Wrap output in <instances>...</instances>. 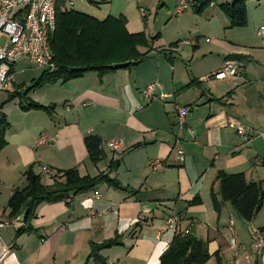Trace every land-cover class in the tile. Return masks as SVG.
Returning <instances> with one entry per match:
<instances>
[{"label":"crops","instance_id":"crops-1","mask_svg":"<svg viewBox=\"0 0 264 264\" xmlns=\"http://www.w3.org/2000/svg\"><path fill=\"white\" fill-rule=\"evenodd\" d=\"M223 2L231 1H221L217 7ZM130 12L125 9L121 13L127 18L130 33L143 31L150 40L156 37L150 55L148 52L140 64L101 77L88 71L78 78L32 89L26 96L19 82V99L8 101L3 95L0 113L6 117L8 127L6 144L0 150V264H92L91 257L83 263L89 256L90 243L115 235L119 236V244L100 250L107 264L113 263L110 260L159 264L160 255L175 234L165 222L172 214L179 220L177 230L190 226V233L207 240L209 252L217 251L219 256L216 238L226 226L230 227V221L233 227L235 210L228 202L223 203L219 214L214 210L210 190L218 189L216 173H243L247 181L264 179V168L256 161L264 154V40L248 46L218 39L208 49V57L214 54L216 59L214 65L198 64L179 70L163 50L160 53L168 62L149 59L164 47L158 43L160 32L151 34L148 16ZM201 14L187 10L173 19L181 22L176 45L197 50L198 45L181 35L185 22H196ZM229 55L240 56L234 59L242 63L241 76L206 78L219 71ZM153 81L173 96L143 102L139 91ZM27 100L53 109L50 114L24 110ZM69 103L74 108L66 110ZM143 103L144 107L137 110ZM179 106L188 111L181 126L176 122ZM232 121L251 128L250 141L240 140L230 125ZM41 134L48 140L38 144ZM87 135L102 141L117 139L122 148L114 151L103 147L102 159L91 163L84 144ZM178 150L183 152L182 159ZM154 158L162 163L157 170L149 166ZM110 161L115 163L114 168L108 167ZM41 165L54 171L75 168L81 175L105 173L126 189L102 183L59 201L41 203L31 219L34 230L17 234L22 221L20 216L8 218V200L15 188L25 186L24 172L31 167L40 173ZM95 190L97 198L93 196ZM195 197L200 199L199 204L191 203ZM230 259L228 264H255L248 254Z\"/></svg>","mask_w":264,"mask_h":264},{"label":"trees","instance_id":"trees-1","mask_svg":"<svg viewBox=\"0 0 264 264\" xmlns=\"http://www.w3.org/2000/svg\"><path fill=\"white\" fill-rule=\"evenodd\" d=\"M66 0H55V28L49 37V47L55 70L51 74L42 71L32 79L31 85L23 92L27 93L45 84L57 81H67L78 78L85 72L95 71L99 77L116 71L114 65L127 63L125 69L140 64L151 50V43L156 38L148 39L143 31L130 33L126 27L127 18L107 15L97 19L86 13L65 8ZM212 0H199L200 5L193 9L201 14ZM218 8L229 20V27H244L247 23L246 0H233L218 4ZM145 48V51H140ZM166 56V54H165ZM168 57V56H166ZM226 58H240L238 55H229ZM168 59H171L168 57ZM21 92L8 96V101L18 97ZM2 106V105H1ZM22 109H38L51 113L53 106H42L32 100H27ZM8 127L6 117L0 113V150L5 146V131ZM101 139L95 135L84 137V144L91 163H97L103 157L100 149ZM261 166L264 168V154L261 157ZM115 163L109 162V168H114ZM25 186L15 188L8 200V218H18L22 213V225L17 234L34 230L31 219L35 210L41 203H51L65 199L73 194L95 189L102 183L122 188L119 181L110 178L108 174L99 173L96 176L81 175L77 169L56 170L51 179L43 181L39 173L30 167L24 172ZM218 189L210 190L212 205L217 214L220 213L223 203L228 202L238 216L244 221H251L264 201V179L262 181H247L243 173H226L218 171L215 175ZM191 203H200L195 197ZM119 236L99 243H90L89 257L100 259L98 252L119 244ZM216 263L220 264L218 253L213 255ZM211 255L208 250V241L196 238L191 233H175L167 248L159 258V264H207Z\"/></svg>","mask_w":264,"mask_h":264},{"label":"built area","instance_id":"built-area-1","mask_svg":"<svg viewBox=\"0 0 264 264\" xmlns=\"http://www.w3.org/2000/svg\"><path fill=\"white\" fill-rule=\"evenodd\" d=\"M200 5L199 0H175L173 15L179 16L189 9H195ZM72 0H66L65 8H72ZM143 17L148 16V12L141 10ZM55 0H0V94L9 96L19 92V82L16 79L14 70L15 64L20 60H26L28 65L37 68L47 74L53 73L55 64L52 60V52L49 47V37L55 28ZM256 36L264 40V25L256 29ZM188 44V41H182ZM173 52L167 50L166 56L172 58ZM242 63L234 58H226L219 71L209 77L214 79L239 78L241 76ZM143 102L149 103L155 99L167 100L173 94L162 90L159 82L153 81L139 91ZM2 100L0 99V110ZM144 105L137 106V110ZM66 110L74 107L71 103L65 106ZM188 111L185 107L179 106L176 109V122L179 126L185 123ZM237 136L243 142L250 141L252 130L249 126L239 122H230ZM193 133V131H191ZM48 137L41 134L38 144L45 143ZM107 147L110 150H120L122 144L117 139L101 141L100 149ZM182 150H178L179 158L182 159ZM260 162L261 159H257ZM161 160L154 158L149 161L152 170H157L161 166ZM40 176L42 180H49L55 174L47 165L40 166ZM93 196L98 197L99 193L93 191ZM69 201V200H68ZM166 226L175 233L189 234L190 226L182 230H177L179 220L175 214L166 217ZM0 226H2L0 224ZM230 230L233 235L232 222ZM247 230L251 238V248L255 257V264H264V233L263 230L252 223L247 224ZM43 241V239H41ZM232 248H236L235 239L232 238ZM237 252L234 257L237 256ZM234 258L232 261H235Z\"/></svg>","mask_w":264,"mask_h":264},{"label":"rangeland","instance_id":"rangeland-1","mask_svg":"<svg viewBox=\"0 0 264 264\" xmlns=\"http://www.w3.org/2000/svg\"><path fill=\"white\" fill-rule=\"evenodd\" d=\"M213 1L216 5L214 6V2H212V5H210L211 7L208 6L201 15L197 16L196 22L190 19L185 22L184 33L181 35V38L186 37L187 39H191L194 45H198L196 51H193L191 46L182 45L181 43L178 45L175 44L181 32V22L173 20L176 17L173 15L175 0H72V8L95 18H104L107 15L118 16L125 9H130V13L142 17L140 11L145 10L149 13V24H151L150 33L155 35V33L160 32V40L158 43H160L159 46H164L156 53H153V56L151 55L149 59L155 61L156 58H158L168 62L163 58L160 50H163L164 55L167 53V50H169L173 52V57L171 59L175 68L181 70L184 68H195L198 64H200V66L207 65V63L214 65L216 59L214 54L212 57H208L210 56L208 49L216 44L214 42L218 39H230L235 44L247 43L245 45L248 46L260 44L262 41L256 36V29L260 25H264V0H246L247 23L244 27L239 28L229 27L228 19L219 11L217 3L224 0ZM191 10L192 9H189L188 11ZM150 53L151 52H149L148 55H150ZM20 68H24V70L20 71ZM14 70L17 71L15 76L17 81L22 83L23 92L31 85L32 79L37 78L41 72V70L29 66L26 60L18 61L14 66ZM209 76L206 78H210ZM3 97L5 96L0 94V99ZM19 98L20 97H17V99ZM142 105H144V103ZM43 181L45 182L48 180ZM232 218L234 222L232 229L236 248L235 250L231 248L232 232L230 227L226 226L216 238L217 245L220 249L219 260L221 259L222 264H228V260L230 258L232 259L236 252L239 254V257L248 254L252 257V260H254L255 257L251 248V238L247 230V224H254L256 227L262 229L264 233V201L261 208L250 222L239 219L235 212L232 213ZM216 252L217 251L213 253L209 252L211 255L210 259L216 260L213 256ZM98 255L100 259L95 260L92 257V260H90L92 264H107L104 257L100 255V251ZM87 258L88 257L84 259L83 263L88 260ZM214 261H212V264H214ZM111 262H113L112 264H122V261L118 260H110L109 263Z\"/></svg>","mask_w":264,"mask_h":264},{"label":"water","instance_id":"water-1","mask_svg":"<svg viewBox=\"0 0 264 264\" xmlns=\"http://www.w3.org/2000/svg\"><path fill=\"white\" fill-rule=\"evenodd\" d=\"M127 66V63H118V64H115L114 65V67L115 68H124V67H126ZM23 216H24V214L22 213L21 215H20V217H19V220L20 221H22V219H23Z\"/></svg>","mask_w":264,"mask_h":264}]
</instances>
